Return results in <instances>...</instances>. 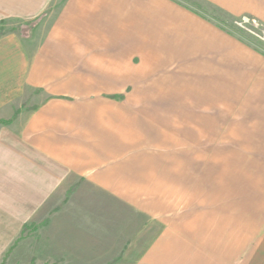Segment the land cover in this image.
Masks as SVG:
<instances>
[{"label": "crops", "instance_id": "crops-1", "mask_svg": "<svg viewBox=\"0 0 264 264\" xmlns=\"http://www.w3.org/2000/svg\"><path fill=\"white\" fill-rule=\"evenodd\" d=\"M188 2L0 0V261L33 224L35 264H230L184 182L264 149V44L219 20L264 0Z\"/></svg>", "mask_w": 264, "mask_h": 264}, {"label": "rangeland", "instance_id": "rangeland-1", "mask_svg": "<svg viewBox=\"0 0 264 264\" xmlns=\"http://www.w3.org/2000/svg\"><path fill=\"white\" fill-rule=\"evenodd\" d=\"M181 1L192 3V0ZM240 29L260 33L249 24ZM12 30L25 32L27 27L16 23L3 24L0 27V35ZM249 35L257 40L252 34ZM249 151L247 150L248 157L240 160L244 165L207 166L203 162L201 167L189 166L186 171L187 180L184 182L187 189L194 188L199 191L203 211L207 208H216V212L215 209L211 210L210 217L213 220L217 218L218 223H224L220 226L223 229L218 226V232L227 241H233L232 246H227L230 264H264V149L252 151L255 153L252 157H249ZM206 155L207 153L203 152L202 158H206ZM187 200L193 201V198ZM66 203V197H51L44 205L42 216H50L58 207ZM196 207L199 208L198 205ZM199 217H203V213ZM41 220L46 221L48 217H42ZM35 227L32 224L23 228L20 238L9 249L0 264H35L32 254ZM140 232L144 237L145 230L139 229ZM19 253H21L20 258ZM29 253L32 256H27ZM112 263L105 262V264ZM36 264L42 263L36 262Z\"/></svg>", "mask_w": 264, "mask_h": 264}, {"label": "built area", "instance_id": "built-area-1", "mask_svg": "<svg viewBox=\"0 0 264 264\" xmlns=\"http://www.w3.org/2000/svg\"><path fill=\"white\" fill-rule=\"evenodd\" d=\"M239 28L244 27L246 24L254 26L260 31V33H255L249 29L246 30L247 33L252 34L259 42L264 43V27L254 19L242 18L235 23Z\"/></svg>", "mask_w": 264, "mask_h": 264}, {"label": "trees", "instance_id": "trees-1", "mask_svg": "<svg viewBox=\"0 0 264 264\" xmlns=\"http://www.w3.org/2000/svg\"><path fill=\"white\" fill-rule=\"evenodd\" d=\"M222 19V20H221ZM221 19L219 18V20L221 21L220 23L224 24L225 27H227L228 29L237 32L239 35L244 36V37H249V39H253V37H251L249 35V33H247L246 31L240 29L235 23L239 20H235L232 18H229L227 16L225 17H221Z\"/></svg>", "mask_w": 264, "mask_h": 264}]
</instances>
